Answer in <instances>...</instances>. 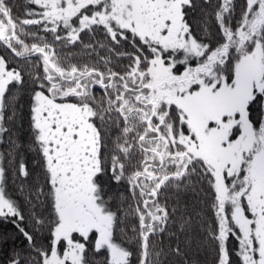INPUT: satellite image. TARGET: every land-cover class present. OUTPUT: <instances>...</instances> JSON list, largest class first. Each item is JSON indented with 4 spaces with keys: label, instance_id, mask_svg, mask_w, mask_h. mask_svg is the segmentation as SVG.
Wrapping results in <instances>:
<instances>
[{
    "label": "snow or ice",
    "instance_id": "1",
    "mask_svg": "<svg viewBox=\"0 0 264 264\" xmlns=\"http://www.w3.org/2000/svg\"><path fill=\"white\" fill-rule=\"evenodd\" d=\"M28 3L33 7L20 18L0 0V44L25 62L33 54L42 61L43 74L32 77L31 122L45 183L29 195L50 205L51 219L34 208L31 216L34 232L47 225L48 243L36 247L21 227L25 216L5 191L3 166L0 217L36 252L32 264H89L90 242L105 254L101 264H130L133 253L116 236L118 214L100 181L105 174L126 181L136 201L139 264H158L149 240L170 220L162 193L191 186L194 176L211 195L216 264H233L231 239L238 264H264V0H245L235 24L233 0H221L215 43L194 35L187 18L194 0ZM33 25L52 33L53 43L29 31ZM97 30L106 43L84 45L106 50L95 63H71L57 53L55 42L83 43L81 33ZM125 46L130 51H117ZM113 57L128 63L116 71ZM23 83V70L0 55V133L7 132V93ZM18 171L29 175L23 161ZM9 264L25 262L17 253Z\"/></svg>",
    "mask_w": 264,
    "mask_h": 264
},
{
    "label": "trees",
    "instance_id": "2",
    "mask_svg": "<svg viewBox=\"0 0 264 264\" xmlns=\"http://www.w3.org/2000/svg\"><path fill=\"white\" fill-rule=\"evenodd\" d=\"M194 2L196 6L189 10L187 17L193 27L194 35L201 39L207 37L208 41L215 43L219 39V28L214 14L221 0H208V2L194 0ZM9 3L13 7L14 15L20 18H24V13L33 7L29 5L28 0H9ZM244 5L245 0H233V24L239 20ZM35 10L40 11L39 6H35ZM204 28L208 31H203ZM28 30L36 32L39 37L53 43V34L44 31L42 25L28 26ZM59 34L65 36L66 32L60 30ZM81 40L83 43L77 42L75 45L66 44L63 41L55 42L56 51L60 56L68 57L71 63L77 64H92L99 59V56L106 55V50L97 48L93 51L84 48L85 44L106 43L102 30H97L95 35L85 31L81 33ZM26 42L31 44L39 41L28 37ZM125 50L130 51L127 46L117 49V51ZM0 55L5 56L10 66L21 68L24 73L23 85H13L7 93L10 101L5 109L4 126L7 132L0 133L1 162L5 167L4 187H6L8 196L16 201L25 216L21 227L32 232L36 241L35 246L41 247L48 243L47 225L39 233L34 232L31 216L34 208L37 215L51 219L48 215L49 204L47 200L44 203H38L29 193L34 192L37 185H43L45 179L40 165V154L34 143L31 122L32 96L36 87L32 77L37 72L43 74L42 61L39 60L37 54H33L28 62H25L23 58L15 57L2 44H0ZM112 59L111 66L116 71H121L128 63L126 58L113 57ZM95 94L98 97L103 95L99 87H96ZM21 161L27 167L29 173L27 177L21 176L18 171ZM100 181L105 188L106 198L112 197L110 201L112 210L118 214L116 236L132 251L130 264H139V242L136 233L133 232V228H138V220L134 215L136 201L129 193V185L126 181L116 183L111 179L110 174L100 177ZM190 184L191 186L182 187L179 191L174 188L166 190L161 195V203H167L170 220L166 231L150 236V258L154 261L158 259V264H216V242L210 235L215 227V219L208 184L195 176ZM3 221L0 219V264H9L17 253L20 254L25 264H32L37 258L36 252L14 224L7 223V225ZM228 246L233 264H238L237 241L231 239ZM177 247L180 249V254L174 251ZM157 253L160 254L158 258ZM91 254H89L90 258L95 259L91 260L93 264H100L105 255L103 252L96 253L95 251Z\"/></svg>",
    "mask_w": 264,
    "mask_h": 264
},
{
    "label": "flooded vegetation",
    "instance_id": "3",
    "mask_svg": "<svg viewBox=\"0 0 264 264\" xmlns=\"http://www.w3.org/2000/svg\"><path fill=\"white\" fill-rule=\"evenodd\" d=\"M0 157H1V155H0ZM0 166H2L1 159H0ZM3 167H4V166H3ZM4 168H5V167H4ZM44 183H45V179H44V181H43V185H44ZM4 188H5V191H6V187H4ZM45 190H46V189H45ZM7 195H8V193H7ZM50 213H51V209H50V205H49V213H48L49 216H51ZM0 219H1V220H4L3 223L5 222L6 224H7V223H11V224H13V223L11 222L10 219H5V218H3V217H0ZM7 225H8V224H7ZM90 244H93V243L90 242V243L88 244V250H87V253H86V257H87V259H88L89 262H90V259H91V258H90L91 255L89 256V249H90V248H89V245H90ZM91 260H92V259H91Z\"/></svg>",
    "mask_w": 264,
    "mask_h": 264
},
{
    "label": "rangeland",
    "instance_id": "4",
    "mask_svg": "<svg viewBox=\"0 0 264 264\" xmlns=\"http://www.w3.org/2000/svg\"><path fill=\"white\" fill-rule=\"evenodd\" d=\"M1 138V137H0ZM8 171V170H7ZM89 254H91V252H93L94 251V248H93V244H90L89 245ZM91 251V252H90ZM92 255V254H91ZM103 257H104V255H103ZM92 260H95L94 258L92 259ZM92 263V261H91V259H90V262H89V264H91ZM93 264V263H92ZM100 264H101V262H100Z\"/></svg>",
    "mask_w": 264,
    "mask_h": 264
}]
</instances>
